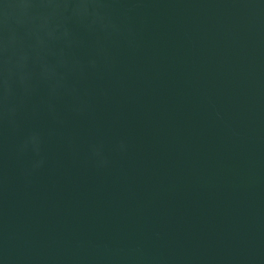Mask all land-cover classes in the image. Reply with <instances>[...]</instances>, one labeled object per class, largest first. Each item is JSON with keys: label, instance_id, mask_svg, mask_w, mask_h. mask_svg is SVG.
Returning <instances> with one entry per match:
<instances>
[{"label": "water", "instance_id": "water-1", "mask_svg": "<svg viewBox=\"0 0 264 264\" xmlns=\"http://www.w3.org/2000/svg\"><path fill=\"white\" fill-rule=\"evenodd\" d=\"M0 264H264V0H0Z\"/></svg>", "mask_w": 264, "mask_h": 264}]
</instances>
